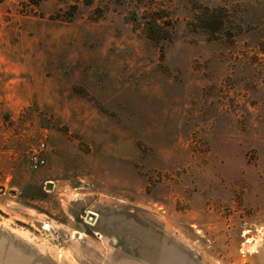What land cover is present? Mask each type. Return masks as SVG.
I'll return each mask as SVG.
<instances>
[{"label":"rangeland","instance_id":"rangeland-1","mask_svg":"<svg viewBox=\"0 0 264 264\" xmlns=\"http://www.w3.org/2000/svg\"><path fill=\"white\" fill-rule=\"evenodd\" d=\"M145 1L0 5V264H264V0Z\"/></svg>","mask_w":264,"mask_h":264},{"label":"trees","instance_id":"trees-1","mask_svg":"<svg viewBox=\"0 0 264 264\" xmlns=\"http://www.w3.org/2000/svg\"><path fill=\"white\" fill-rule=\"evenodd\" d=\"M62 1L64 3L65 7L69 8V9H75V8L79 7L81 4L86 5V6H90V5L94 4L96 0H62ZM138 1H139V4L144 5L145 11H147L148 6H146V5L148 4V2H146L145 0H138ZM151 1H152V3L153 2L160 3L158 1L163 2L165 0H151ZM151 1H149V3ZM3 2H4V0H0V5ZM36 4H39V2H37ZM58 10L62 11V8L59 7ZM71 16H73V15H71ZM165 17H166V15H164L161 12H158V13H154L153 15H151L149 17L150 19L146 16H142L140 18V19H142L143 24L147 27L149 37L151 39H153L155 41H159L161 39V37H163L162 32L164 33V31L161 30V28H162V26H164V23H165L164 18ZM214 18H215V16H212V18H210V17L206 18V20L205 21L202 20V22H206V24H215L217 22V20ZM212 19H214V21H212ZM208 28L210 29V27H208ZM214 31H218V29H214Z\"/></svg>","mask_w":264,"mask_h":264},{"label":"built area","instance_id":"built-area-1","mask_svg":"<svg viewBox=\"0 0 264 264\" xmlns=\"http://www.w3.org/2000/svg\"><path fill=\"white\" fill-rule=\"evenodd\" d=\"M28 159L30 167L33 170L44 166L47 163L45 142H40L37 145L32 146L29 149Z\"/></svg>","mask_w":264,"mask_h":264}]
</instances>
